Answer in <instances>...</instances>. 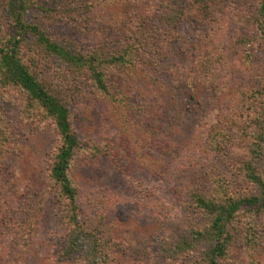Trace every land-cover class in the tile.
Here are the masks:
<instances>
[{"label":"rangeland","instance_id":"374dc122","mask_svg":"<svg viewBox=\"0 0 264 264\" xmlns=\"http://www.w3.org/2000/svg\"><path fill=\"white\" fill-rule=\"evenodd\" d=\"M263 1L220 0L211 21L188 14L175 35L162 21L173 0H82L86 4H76L84 15L80 26L61 18L45 23L53 37L85 50L158 35L155 49L146 47L132 72L108 69L116 100L66 71L47 77L69 105L74 134L83 144L70 172L80 213L96 227L102 224V235L117 246L116 263L193 264L189 258L170 263L162 250L166 239L175 240L197 222L191 192L215 194L222 183L216 173L229 190H252L242 172L253 140L240 127L252 131L258 123L250 117L256 115L264 123V44L256 21ZM210 39L215 66L196 63ZM251 96L256 109L247 116ZM0 110L15 134L12 153L0 165V264H78L59 261L68 229L49 188L60 138L55 126L40 117L23 118L14 94L1 97ZM255 221L262 237L253 259L237 242L227 264H264V214Z\"/></svg>","mask_w":264,"mask_h":264},{"label":"trees","instance_id":"16d2710c","mask_svg":"<svg viewBox=\"0 0 264 264\" xmlns=\"http://www.w3.org/2000/svg\"><path fill=\"white\" fill-rule=\"evenodd\" d=\"M219 1L173 0L168 11L164 12L162 21L170 31L173 29L174 35L178 34V23L188 14L206 22L211 21L213 4ZM73 3L70 0H0V99L5 94H14L23 118L40 117L51 122L60 137L48 172L50 192L61 202L63 222L68 229L59 261L118 264L115 252L117 246L107 239L108 236L102 235V224L96 227L94 222L85 219L80 213L78 189L73 184L70 172L76 155L83 151V144L74 134L69 105L53 90L47 77L66 71L72 77L87 78L104 97L116 100L108 87V69L114 66L132 72L137 65H141L140 59L146 47L152 51L155 48L151 47L156 46L154 44L159 39L157 34L144 33L122 47L100 44L94 49L85 50L73 40L53 37L45 28V23H56L61 18L71 19L80 26L81 17L84 22L83 12L79 11L76 4L86 3L82 0H73ZM87 9V12L92 11V3ZM259 11L256 21L264 44V1ZM44 17L54 20H45ZM214 37L210 36L211 39ZM211 39L206 42L205 54L196 63L215 66L212 55L217 54L216 51L213 53L214 42ZM26 46L28 49L25 51ZM253 97H248L245 103L249 110L247 116H251L250 112L256 109L255 104H249ZM259 119H262L259 115L250 117V121L258 123V126L253 127L249 124L252 131L242 125L240 127L244 135L253 140L245 172H242L252 190L242 195L229 190V183L223 184L224 179L222 176L218 179V173L215 174V181L222 183L215 187V194L210 196L201 189L193 190L190 208L199 218L187 232L175 240L166 239L163 242L162 250L168 262L189 258L193 264H227L237 242L247 249L250 259H253L262 237L255 218L264 214V123L258 122ZM12 128L7 115L0 110V165L13 150L10 148L15 143ZM211 139L215 141L216 137ZM215 145L224 147L219 143ZM38 212H30L32 215L27 222L29 232L25 235L29 236L33 232L32 228L37 223L34 218Z\"/></svg>","mask_w":264,"mask_h":264}]
</instances>
